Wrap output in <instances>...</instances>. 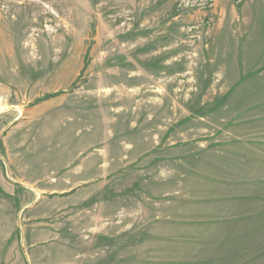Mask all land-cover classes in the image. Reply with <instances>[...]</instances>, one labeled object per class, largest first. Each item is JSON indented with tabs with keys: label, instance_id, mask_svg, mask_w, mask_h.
<instances>
[{
	"label": "rangeland",
	"instance_id": "1",
	"mask_svg": "<svg viewBox=\"0 0 264 264\" xmlns=\"http://www.w3.org/2000/svg\"><path fill=\"white\" fill-rule=\"evenodd\" d=\"M0 156V264H264V0H0Z\"/></svg>",
	"mask_w": 264,
	"mask_h": 264
},
{
	"label": "crops",
	"instance_id": "2",
	"mask_svg": "<svg viewBox=\"0 0 264 264\" xmlns=\"http://www.w3.org/2000/svg\"><path fill=\"white\" fill-rule=\"evenodd\" d=\"M4 160H5V158L2 159L1 156H0V165H1L2 168L4 166L6 171H7V163ZM12 177H13V175H12ZM8 178H9L8 171L6 172V175L3 173V171H0V186L1 187H2L1 184H3V182H7V184H9L10 181L8 180ZM10 180H12L14 182L13 183L14 186H17L19 188H23V190H25V191L30 190V192L33 193L34 201H36V200L39 201V199L43 195L42 194L43 189L42 190H39V189L32 190V186L31 185L33 183L32 182H28V180L24 181V180H21V179L20 180H18V179L16 180V179H11V178H10ZM83 188H86V187L83 186ZM2 189L6 193V194H4L5 196L14 195L15 192H17V190H18V189H14V188L13 189H9V188H5V187H2ZM69 190L70 189H68V191L67 190H63V192L65 194L69 195L70 194ZM60 192H62V191H60ZM49 193H52V192L50 191ZM58 194L60 195L61 193H58ZM17 196L14 197L12 199V201L7 199V204L8 205H7V211L6 212H7V229L12 228V227H13V229L15 228V231L13 230V231L10 232V236L12 237L15 234V238L13 236V240H15V242H17V245H19L23 241V239L21 237L20 238L17 237L18 236L17 235V233H18L17 230L19 229L20 222H21L20 221V214H21V211H23V209L27 207V205H22V203L20 201L21 199H18V198L22 197V194H20L21 197H17ZM5 214L6 213H4V217H6ZM2 220H4V218L0 217V222ZM16 231H17V233H16ZM25 241H27L26 237H25ZM43 243L45 244L44 246H45V249H46L47 248V242H43ZM33 245H35L37 247L38 243L33 242L31 244V246H33ZM48 247H51V245L49 244ZM31 252H32V254L29 255V253H28V255H27L26 252H24V249H22L21 256H22V259L24 261V264H28V260L29 259H30V263L31 264H41V262L37 259L39 256L42 259H49L50 258L49 256L40 255L41 251L39 252L38 247L36 249L32 248ZM37 254H39V255H37Z\"/></svg>",
	"mask_w": 264,
	"mask_h": 264
},
{
	"label": "bare ground",
	"instance_id": "3",
	"mask_svg": "<svg viewBox=\"0 0 264 264\" xmlns=\"http://www.w3.org/2000/svg\"><path fill=\"white\" fill-rule=\"evenodd\" d=\"M3 109V108H2Z\"/></svg>",
	"mask_w": 264,
	"mask_h": 264
}]
</instances>
